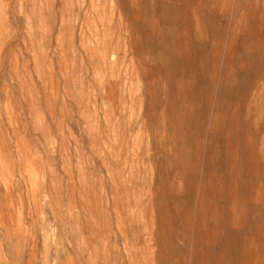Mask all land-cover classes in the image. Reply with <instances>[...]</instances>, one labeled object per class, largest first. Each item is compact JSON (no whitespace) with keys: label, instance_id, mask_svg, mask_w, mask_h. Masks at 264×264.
Returning <instances> with one entry per match:
<instances>
[{"label":"rangeland","instance_id":"1","mask_svg":"<svg viewBox=\"0 0 264 264\" xmlns=\"http://www.w3.org/2000/svg\"><path fill=\"white\" fill-rule=\"evenodd\" d=\"M0 264H264V0H0Z\"/></svg>","mask_w":264,"mask_h":264}]
</instances>
